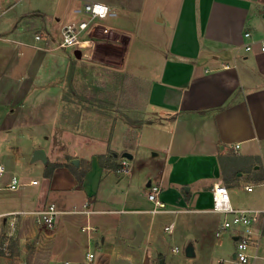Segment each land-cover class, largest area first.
Instances as JSON below:
<instances>
[{
	"label": "crops",
	"instance_id": "obj_1",
	"mask_svg": "<svg viewBox=\"0 0 264 264\" xmlns=\"http://www.w3.org/2000/svg\"><path fill=\"white\" fill-rule=\"evenodd\" d=\"M86 1H35L0 14V162L5 181L17 174L40 186L22 207L1 201L0 264L88 251L87 222L101 228L92 236L96 262L138 264L143 251L166 261L161 234L171 221L188 256L200 247L205 264H237L235 249L220 252L224 214L212 210L213 186L226 184L235 208L264 211V0H99L110 12L90 20L80 50L60 46L65 24L89 18ZM38 148L50 162L77 160L83 181L66 165L46 177L47 161L33 159ZM124 152L132 154L127 173L101 163ZM153 183L174 212H150ZM50 203L71 218L49 230L32 211ZM85 205L90 212H72ZM16 211L26 213L9 214ZM108 211L121 216L103 225L97 215ZM183 212L203 216L186 214L182 227ZM253 227L260 254L249 264H264V213ZM240 229L227 231L235 247Z\"/></svg>",
	"mask_w": 264,
	"mask_h": 264
},
{
	"label": "built area",
	"instance_id": "obj_2",
	"mask_svg": "<svg viewBox=\"0 0 264 264\" xmlns=\"http://www.w3.org/2000/svg\"><path fill=\"white\" fill-rule=\"evenodd\" d=\"M97 6L100 9L106 8V12L97 10ZM84 11L89 15V18L70 21L65 24L62 28V39L60 46L73 48L75 50H80L83 44L84 31L87 29L90 20L96 17H105L110 12V6L99 0H89L84 4ZM245 37L251 36V31L247 30L244 33ZM40 37V34L37 36ZM246 49L250 50L252 48L251 44H246ZM262 50H264V44L262 45ZM238 147V145H236ZM120 166L117 170L121 173H127L130 171V163L127 157H123L119 161ZM6 173V166L0 162V189L17 190L20 187L26 185L17 174H13L8 181H5L4 176ZM31 184H36L37 180H31ZM162 185L160 183H153L149 186L147 196L151 200L154 206L151 208V213L159 212H174L175 210L169 208L167 203L162 200ZM246 189L251 190L252 186H245ZM212 210L221 212L224 214V219L218 228L217 234L221 235L234 227H241V229L236 233L235 243L236 252L234 254V261L237 264H249L251 257H255L250 253L251 249H255L259 245L258 239L255 235V230L253 224L259 220L263 210H258L255 208H235L232 204L231 195L229 188L224 183H215L213 186V207ZM90 212L88 206L85 205L83 210H72V212ZM62 212L54 203H50L41 209L32 211L34 219L38 224L43 225L47 229H53L56 224L57 216ZM68 212H71L69 210ZM25 211H16L9 213L13 216L18 214H25ZM175 227L174 221L169 222L165 225L164 230L168 233L172 232ZM82 230L85 231L89 238V248L86 253L84 264H93L96 258L95 250L90 247L93 240V234H98L101 232V228L87 222L82 226ZM178 247L175 246L174 250ZM223 259H218L217 264H222Z\"/></svg>",
	"mask_w": 264,
	"mask_h": 264
},
{
	"label": "rangeland",
	"instance_id": "obj_3",
	"mask_svg": "<svg viewBox=\"0 0 264 264\" xmlns=\"http://www.w3.org/2000/svg\"><path fill=\"white\" fill-rule=\"evenodd\" d=\"M35 1H37L39 3V5H41L43 7H48L49 6L48 3H50V0H9L8 2H6V4H4V7L1 8V11H4V9H5V11L3 13H0V14H6L5 16L10 15V14H12L11 11L15 10L18 6H21V4H23V5L24 4H30V3L33 4V3H35ZM13 4H14V6H12L10 8L9 6L13 5ZM142 160H144V159L142 158ZM29 174H30V176L38 177V176H36L37 173L34 174L33 172H29ZM39 187L40 186H38V185H30V186L24 185V186L20 187L19 189L13 190V191L0 189L1 190L0 191V207H3L6 204V203H1V201H4V202L15 201L16 203H14V205H18V206L22 207L23 205H25L26 201L30 200L29 199L30 192H32L33 190H35ZM23 201H25V202H23ZM111 207L117 209L118 206L115 204V205L108 206L106 209H109ZM186 214H190L192 216L193 215L203 216V215H201V213H199V214L190 213V212L180 213L179 215L182 216L181 221H180L182 227L184 226V223L186 220L191 219V217H187ZM120 216H121V214H118V212H116V211H108L107 213L98 214L97 218H100V221L104 225V222H107L108 220H112V218L113 219L119 218ZM197 216H194V217H197ZM220 216L222 217L221 214L216 215V217H217L216 226H218L220 223V221H219ZM68 218H71V214L60 213L59 216H57L56 222L57 221L59 222V220H63L65 222L66 219H68ZM0 220H1V218H0ZM0 227H1V224H0ZM179 227H180V224H179ZM180 232L181 231L179 230V233L177 235H172V234L167 233V232H165L164 234H161L163 237V240L165 241V248L162 251H163V254H165V256H166V261L163 257H159L158 254H156L155 256H152V258H147L145 251H143L142 259L138 262V264H195L196 261L200 262L199 264H205L207 262L206 254L204 252L200 251V249H199L200 247L198 248L199 253L197 252L198 254H196V256H188L187 255L186 246L183 244V235ZM83 233L85 236H87V233L85 231ZM212 234H213V240L211 239L210 243H212L216 237L215 232H213ZM212 234H211V237H212ZM180 235H181V237H180ZM113 236L116 238L122 237L120 233H116ZM14 237H15V235L12 236V238H14ZM218 237H219L218 238L219 240L217 239L218 243H220V245H221V251L220 252L224 255L231 256V254H233L234 251L236 250V247L234 246V241L231 238V236L229 235V233L225 232L223 235L218 236ZM14 240L15 239L10 241V243H16V242H14ZM3 241H4V238L2 241H0V243H1L0 244V250H2L1 247H2ZM176 245L179 248L176 251H173V248ZM90 247H92L94 249L95 245H93V243H91ZM86 251H87V246L85 244L82 249H79L78 252H75L76 254L69 255V256L61 255L60 257H55L51 260L52 261L51 263L52 264H63L65 259H68V260H70V264H84V260H82V257L85 256ZM259 252H260V248H259V246H256L255 251H254L255 255L260 254ZM201 253H202V255H201ZM260 260H261V258H258L256 261H260ZM28 261H29L28 264H32V262H30L29 259H28ZM217 261L215 264H217ZM41 262H42V260L39 261V263H41ZM104 263L108 264L107 258H106L105 262H104V259L101 260V258H99V259H97V262L94 261L93 264H104ZM119 263L125 264L126 262H119ZM35 264H37V262ZM225 264H232V263L226 262Z\"/></svg>",
	"mask_w": 264,
	"mask_h": 264
},
{
	"label": "trees",
	"instance_id": "obj_4",
	"mask_svg": "<svg viewBox=\"0 0 264 264\" xmlns=\"http://www.w3.org/2000/svg\"><path fill=\"white\" fill-rule=\"evenodd\" d=\"M112 159H113L112 155H109L108 159H106L105 155L100 156L101 163H104V164L107 163V165H109V167H113V168L117 169L120 166V164H119V162L112 160ZM62 165H66L67 167H69L73 171V173L77 176L79 182L83 181L86 171L82 170V169H80V170L77 169V167H76L77 162L54 163V162H50L49 160H47L46 167H45V173H44L45 176L48 178H51L53 175L54 169L56 167L62 166Z\"/></svg>",
	"mask_w": 264,
	"mask_h": 264
},
{
	"label": "water",
	"instance_id": "obj_5",
	"mask_svg": "<svg viewBox=\"0 0 264 264\" xmlns=\"http://www.w3.org/2000/svg\"><path fill=\"white\" fill-rule=\"evenodd\" d=\"M123 156H125L127 158H131L132 154L129 153V152H124ZM33 159L34 160L41 159L44 162H46L47 161V155H46V153H45V151L43 149L38 148L33 153ZM74 162H77V160H74ZM143 235H144V231H143V229L141 227H139L138 230H137L136 238L133 240L134 244L140 245L141 244V240L143 238Z\"/></svg>",
	"mask_w": 264,
	"mask_h": 264
},
{
	"label": "clouds",
	"instance_id": "obj_6",
	"mask_svg": "<svg viewBox=\"0 0 264 264\" xmlns=\"http://www.w3.org/2000/svg\"><path fill=\"white\" fill-rule=\"evenodd\" d=\"M97 10H100V11H102V12H106V11H107L106 8H104V9H100L99 6H97Z\"/></svg>",
	"mask_w": 264,
	"mask_h": 264
},
{
	"label": "bare ground",
	"instance_id": "obj_7",
	"mask_svg": "<svg viewBox=\"0 0 264 264\" xmlns=\"http://www.w3.org/2000/svg\"><path fill=\"white\" fill-rule=\"evenodd\" d=\"M100 42V41H99Z\"/></svg>",
	"mask_w": 264,
	"mask_h": 264
}]
</instances>
